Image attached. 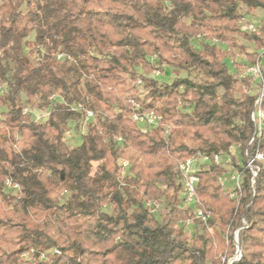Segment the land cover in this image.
<instances>
[{
    "label": "trees",
    "instance_id": "trees-1",
    "mask_svg": "<svg viewBox=\"0 0 264 264\" xmlns=\"http://www.w3.org/2000/svg\"><path fill=\"white\" fill-rule=\"evenodd\" d=\"M1 1L0 264H222L221 252H235L233 235L243 219L242 257L233 264H264V170L254 192L245 171L239 204L219 185V167L199 173V197L212 207L209 226L229 229L228 247L217 232L191 238L179 228L193 213L177 206L175 172L178 161L198 153L213 156L240 145L246 163V150L264 152V131L250 144L252 82L226 64L236 49L255 63L257 53L239 38L263 46L264 23L261 36L240 32L239 5L264 12V0ZM204 33L221 46L197 38ZM153 55L156 70L166 65L200 80L146 79L155 70ZM142 80L143 96L126 88ZM23 96L49 110L44 122L24 113ZM56 96L60 102L52 100ZM180 98L193 106L192 114L178 109ZM131 100L171 123L169 137L163 128L142 133L131 119ZM75 104L92 110L95 120L70 148L68 127H78L83 117L71 110ZM121 157L131 164L123 182ZM8 179L19 185L18 195L4 190ZM61 192L69 193L64 201ZM144 198H165L164 214L152 213ZM31 249L35 256L26 260Z\"/></svg>",
    "mask_w": 264,
    "mask_h": 264
},
{
    "label": "built area",
    "instance_id": "built-area-1",
    "mask_svg": "<svg viewBox=\"0 0 264 264\" xmlns=\"http://www.w3.org/2000/svg\"><path fill=\"white\" fill-rule=\"evenodd\" d=\"M238 27L240 32L254 34L256 36H261V26L254 21L248 20L246 17L241 15L238 20ZM201 38V35L198 36ZM210 44L219 46L221 43L217 39H211ZM153 62H157L156 56L151 59ZM243 60H246L244 58ZM264 46L257 52V57L255 63H248L243 66V77L252 79L253 82L260 88L259 93L256 97L254 103V110L251 113V120L254 124L255 131L250 144H253L257 139L261 137L264 131V111L262 109V101L264 98ZM155 74L159 75L160 71L155 70ZM142 81H138L141 84ZM52 100L59 102V98L52 97ZM134 106V111L131 115L132 121L137 125L139 130L147 134L159 128H163L166 137L170 135L171 127L169 124L164 123L163 117L153 111H142L140 106L136 104L133 100L130 101ZM71 110L75 112L83 113V117L79 121L78 129L82 136H85L89 130L90 124L95 120V113L82 106L81 104H75L71 106ZM29 108L24 109L25 114H29ZM115 143L118 145L122 144L121 138H116ZM233 155L231 151L217 153L213 156L202 155L199 158L189 157L183 161H179L177 164V171L179 174L181 186L183 188V196L181 207L183 209L191 210L193 217L189 218L181 223L183 227L188 230H193L197 225L207 226L212 219V213L209 209L205 207L202 200L199 197L198 189L200 184V168L203 165L213 164L217 166H226L232 164ZM247 157V164L244 169L239 172L234 170V172L229 174H224L219 178L221 186L228 190V195L231 199L237 201L239 204L243 193V184L245 180V171L250 173V183L252 191L254 192V186L256 183V178L261 170H264V152L260 149H256L251 155L248 150L245 151ZM236 157V152L235 155ZM261 164V166H260ZM119 166L121 168L120 180L123 181L126 177L130 175V164L127 160H120ZM238 166L242 167L241 162H238ZM6 186L10 189L19 190V185L12 183L10 179L6 180ZM229 184V185H228ZM146 206L150 209L152 213H156L159 209V204L157 202H147ZM243 226L238 229L234 234V242L236 244V253L233 259H230L227 264H233L239 261L242 257L240 252V247L238 243L239 232L242 229L248 228L246 221L243 219ZM55 254H60L59 251L54 250ZM48 252H43L40 255V259H46ZM35 256V250L31 249L29 252L25 253L24 257L29 260Z\"/></svg>",
    "mask_w": 264,
    "mask_h": 264
},
{
    "label": "rangeland",
    "instance_id": "rangeland-1",
    "mask_svg": "<svg viewBox=\"0 0 264 264\" xmlns=\"http://www.w3.org/2000/svg\"><path fill=\"white\" fill-rule=\"evenodd\" d=\"M2 3H3V1L0 0V5ZM239 7H240V9H239V14L240 15H243L248 20L254 21L258 25L262 26V24L264 23V12L262 10H260V9L249 10L248 8H246L245 6H243L241 4L239 5ZM185 21L186 22H189V20H185ZM199 35H201V38H198ZM199 35L197 36L198 39L204 40L208 44H210V39H208L209 37H206L207 36L206 33L199 34ZM239 44L241 46H244L245 48H247V50L250 53H257L264 46L263 45V46H260L259 47L256 44V42H254V41L253 42H248V41L243 40L242 38H239ZM219 46H221V44ZM232 52H233L234 58L228 59L227 62H226L228 68L230 69V71L232 73H236V75L239 78H241V79H249V78H246V77H243L242 76V74L244 72V70H243L244 68H243L242 65H247L249 63L247 60H243L245 58L244 54L241 53V51L239 49L233 50ZM154 56H156V55H153L152 58ZM61 57L62 56H59V58H61ZM28 59L33 64L36 63V60H35L34 56L29 55L28 56ZM235 60H237L238 65L240 64L239 67H234V64L233 63H235ZM151 62H152V60H151ZM152 64H153L155 70L159 66L158 65L159 63H157L156 61H154ZM155 70H153V71L149 72L148 74H146L145 77L148 80H155L159 84H171L174 81L175 78H190V79L195 80V81H199L200 80L199 79L200 78L199 75H197L195 72H189L187 70H178V69L170 68V67H168L166 65H163L162 70H160V74L159 75L155 74V72H154ZM249 80H251V82H252V85H251V88H250L251 94L252 95H258L260 88L255 84V82H253L252 79H249ZM144 86H145V81L144 80H142V83L141 84H138V81L137 82L130 81V83L128 84V86L126 88L127 89L128 88H134L140 96H143L145 94V92H146L145 89H144ZM223 92H224L223 89H221V88L218 89L219 95H222ZM23 101L25 102L24 108H29V110H30L29 111V116L31 117L32 120L37 121V122H44L46 120V118L48 117V113H49V110L48 109L47 110L41 109L39 106L32 107L29 103L26 102L27 101V98L25 96H23ZM34 102L36 103V101H34ZM177 102H178V109L182 113H186V114H192L193 113V106L190 105L189 101H186V100H183V99L180 98V99H178ZM4 111L5 110L3 108H0V117L3 116ZM167 124H169L170 126H172V124L169 123V122ZM90 127H91V124H90ZM68 129L69 130H68V132L65 135V142H66V144H67L68 147L75 148V147H77V146H79L81 144L82 137L83 136L79 132V129L77 127V123L74 124V125L73 124H70L69 127H68ZM241 149H242V147L240 145H235V146L230 147L227 151H222V152H225V153L226 152L229 153L231 151V155L232 154L235 155V152H236V157L233 155L232 164L226 165V166H217V165H213V164H207V165L201 166L200 172L208 171L212 166L219 167L222 170V172L218 176L217 180H218L219 185L221 186V184L219 182V178L221 176H223L224 174H229L231 172L233 173L234 170H237V171L241 172L244 169V167L246 166L247 162L244 163L243 160H242V158H241ZM202 155H204V154L198 153V154L193 155L191 157H193V158H199ZM122 159L123 160H127L126 158H123V157H121V158H119L117 160V167L120 169V171H121V168L119 166V162ZM127 161L130 164V161L129 160H127ZM178 162H177V164H178ZM238 162H241L242 167L238 166ZM97 166H98L97 163H95L93 165V171H95L97 169ZM260 166H261V164H260ZM130 168H131V164H130ZM175 172H176V184L180 188L179 194H178L177 206L179 208L183 209L181 207L182 196H183V188L181 186L179 174H178V171H177V166H176ZM244 174L246 176L248 173L245 172ZM122 184L124 185V183H122ZM222 189L224 191V194L228 197L229 200L235 201V200H233V199H231L229 197L228 190L224 189L223 187H222ZM4 190L6 192H11V193H9L11 196L18 195L19 194V191H20V189L19 190H14V189L8 188L6 186V184H5V182H4ZM68 197H69V193L68 192H61L60 193V199H61V201L66 200ZM143 201L147 203V202H150L151 200L144 198ZM156 202L159 204V209H158V212L156 214H158V216L160 214H164V211L166 210V204H167L165 198H159V199L156 200ZM235 203L237 204V201H235ZM205 207L207 209H209L211 211V213H212V207L211 206L205 205ZM5 210L7 211L8 209H5ZM103 210L105 212H110L109 208H107V207L104 208ZM183 210H187V209H183ZM182 222L183 221H181L179 223V225H178L179 228L182 229V231L185 234H187L188 236H190L191 238H194L195 236L202 235L205 232H207L209 235H213L215 232H217V233L220 234L222 240L225 242V247H228V245L230 244V241H229L230 240L229 239L230 231H229V229L223 230L221 228V226H219V225H216V226H214L212 228L208 224L207 226L197 225L193 230H188V229H186L185 227H183L181 225ZM237 230H235V232ZM235 232H234V234H235ZM233 242H234V235H233ZM238 243H239V237H238ZM234 245H235V252H234V254L232 256H229L227 254V251H225L224 253L223 252L220 253L219 256L221 258V263L222 264H227V262L230 259H233L235 257V253H236V244H235V242H234ZM215 248H217V245H215ZM240 252L242 254L241 249H240Z\"/></svg>",
    "mask_w": 264,
    "mask_h": 264
}]
</instances>
